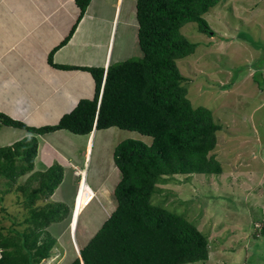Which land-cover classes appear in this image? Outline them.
I'll return each instance as SVG.
<instances>
[{"label":"trees","instance_id":"trees-1","mask_svg":"<svg viewBox=\"0 0 264 264\" xmlns=\"http://www.w3.org/2000/svg\"><path fill=\"white\" fill-rule=\"evenodd\" d=\"M91 0H76L85 13ZM221 0H138V42L142 56L104 67L58 65L54 51L50 64L65 69H86L95 79L93 98L82 99L55 124L28 126L0 112V122L45 134L61 129L88 135L94 130L118 127L151 136L125 139L114 150L121 179L114 188L117 206L71 264H189L209 258V237L195 223L169 208L153 203L159 184L176 175L220 174L215 156L217 132L222 129L206 106L194 107L188 97L178 60L196 51L197 43L181 31L188 22L211 32L204 15ZM38 140L28 136L0 148V174L13 182L34 167ZM22 160L17 164L16 160ZM63 168L54 164L33 173L18 185L27 214L22 224L7 232L0 226V264H40L51 255L54 237L47 227L69 209L63 203L36 205L50 197L62 182ZM37 182V183H36ZM16 224V223H15Z\"/></svg>","mask_w":264,"mask_h":264},{"label":"rangeland","instance_id":"rangeland-1","mask_svg":"<svg viewBox=\"0 0 264 264\" xmlns=\"http://www.w3.org/2000/svg\"><path fill=\"white\" fill-rule=\"evenodd\" d=\"M255 2L221 0L204 15L210 33L197 22H188L181 29L197 43L193 54L178 60L180 71L188 78L183 84L193 106L210 108L222 126L212 153L224 171L176 175L159 184L153 203L185 216L209 237L211 256L216 255L210 264H264V21L253 19L259 8L264 9V2L253 11ZM128 40L122 48L126 55L116 63L142 56L138 40L134 42L131 35ZM129 138L147 144L153 141L151 136L118 127L96 132L91 152L95 181L103 169L115 163L117 144ZM116 178L115 174L113 180ZM66 184L56 188L59 194L53 201L64 203L69 213L47 227L54 246L50 257L40 264H71L114 208V192L112 196L110 191L109 201L95 197L72 224L77 188L69 205L58 197L70 189ZM48 198L41 197L36 205H45ZM23 199L18 180L0 174V226L5 232L13 226L26 227L22 224L27 214Z\"/></svg>","mask_w":264,"mask_h":264},{"label":"crops","instance_id":"crops-1","mask_svg":"<svg viewBox=\"0 0 264 264\" xmlns=\"http://www.w3.org/2000/svg\"><path fill=\"white\" fill-rule=\"evenodd\" d=\"M137 1L91 0L77 23L81 10L76 0H0V112L28 126L41 127L57 123L82 99L93 98L95 79L92 73L81 68L56 67L48 61L49 54L77 23L68 42L54 51V63L107 69L111 63L126 55L122 48L127 46L130 35L135 38L134 42L138 40ZM260 2L256 0L253 11L259 8ZM259 10L253 16L256 23L257 17L264 21V9ZM249 16L252 17L251 14ZM97 131L83 136L66 129L38 134L0 122V148L34 136L38 140L34 167L19 177L18 185L25 183L33 173L59 164L66 171L59 186L67 183L70 189L58 197L70 205L80 181L77 172L86 168L87 179L86 176L84 178L89 182V190L97 195L98 200H108L110 191L113 196L114 188L121 179V172L112 162L103 169L97 181L92 178L91 152L95 149L92 139ZM21 161L16 160L17 164ZM115 174L116 181L113 180ZM57 190L46 199L48 202H54L59 194ZM113 200L114 210L117 206L115 195ZM78 202L73 219L85 208L81 195ZM211 252L207 260L189 264L214 263L212 256L216 255L212 253L211 256Z\"/></svg>","mask_w":264,"mask_h":264},{"label":"bare ground","instance_id":"bare-ground-1","mask_svg":"<svg viewBox=\"0 0 264 264\" xmlns=\"http://www.w3.org/2000/svg\"><path fill=\"white\" fill-rule=\"evenodd\" d=\"M84 173H83V172ZM77 174H80V181L79 184L77 186V195H76V205L79 203L78 201L80 200V195L83 198V203H85V207L90 203V201L92 199H94L95 197H97V195L94 196V194L89 190L88 186H87V169L86 168H81ZM86 176V179L84 178ZM89 184V182H88ZM96 194V193H95ZM94 197V198H93ZM73 220V219H72ZM77 221V219H74L72 221V224ZM75 224V223H74Z\"/></svg>","mask_w":264,"mask_h":264},{"label":"clouds","instance_id":"clouds-1","mask_svg":"<svg viewBox=\"0 0 264 264\" xmlns=\"http://www.w3.org/2000/svg\"><path fill=\"white\" fill-rule=\"evenodd\" d=\"M78 252H79V254H80V248H79V251H78ZM79 256H80V255H79Z\"/></svg>","mask_w":264,"mask_h":264}]
</instances>
